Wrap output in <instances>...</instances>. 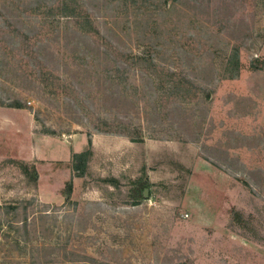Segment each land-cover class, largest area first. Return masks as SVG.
<instances>
[{"label": "rangeland", "instance_id": "obj_1", "mask_svg": "<svg viewBox=\"0 0 264 264\" xmlns=\"http://www.w3.org/2000/svg\"><path fill=\"white\" fill-rule=\"evenodd\" d=\"M65 2L0 0V264H264V0Z\"/></svg>", "mask_w": 264, "mask_h": 264}, {"label": "trees", "instance_id": "obj_2", "mask_svg": "<svg viewBox=\"0 0 264 264\" xmlns=\"http://www.w3.org/2000/svg\"><path fill=\"white\" fill-rule=\"evenodd\" d=\"M68 0H66L65 5H64V14L66 16H71V15H76V7H71L69 8L68 6ZM89 25L88 22H81L80 26L82 27V29H84L85 31H89V29L87 28V26ZM15 108H21L19 106H12ZM90 152H83V153H78L75 154L73 157V170L78 174V177H84L85 171L87 169V159L89 157ZM24 168L26 169V171H29V166L24 164ZM32 172H33V181L37 182L38 181V174H37V170L36 168H32Z\"/></svg>", "mask_w": 264, "mask_h": 264}, {"label": "crops", "instance_id": "obj_3", "mask_svg": "<svg viewBox=\"0 0 264 264\" xmlns=\"http://www.w3.org/2000/svg\"><path fill=\"white\" fill-rule=\"evenodd\" d=\"M84 143L85 144H83V141H82V146L84 147L85 145H87L88 144V140H85L84 141ZM73 148L75 149V153H80V150H77L76 149V145H75V143L73 144ZM51 152L52 153H54V154H51V155H53V156H55V155H57V152H53L52 150H51ZM51 157V156H50ZM67 157H69V156H67ZM67 157H66V159H67ZM62 159V160H61ZM30 160H31V158H30ZM49 160H51V161H53V162H55V164H60L61 163V161H67V160H63V158L60 156V157H55V158H50Z\"/></svg>", "mask_w": 264, "mask_h": 264}]
</instances>
